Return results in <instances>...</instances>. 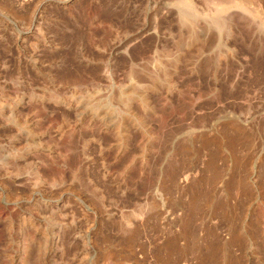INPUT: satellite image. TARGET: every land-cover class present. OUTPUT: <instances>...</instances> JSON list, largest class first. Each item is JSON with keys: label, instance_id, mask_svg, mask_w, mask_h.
Returning <instances> with one entry per match:
<instances>
[{"label": "rangeland", "instance_id": "374dc122", "mask_svg": "<svg viewBox=\"0 0 264 264\" xmlns=\"http://www.w3.org/2000/svg\"><path fill=\"white\" fill-rule=\"evenodd\" d=\"M231 1L0 0V264H264V0ZM127 89L122 133L84 104Z\"/></svg>", "mask_w": 264, "mask_h": 264}, {"label": "bare ground", "instance_id": "6f19581e", "mask_svg": "<svg viewBox=\"0 0 264 264\" xmlns=\"http://www.w3.org/2000/svg\"><path fill=\"white\" fill-rule=\"evenodd\" d=\"M235 5H237V4H235ZM140 88L138 87V89H140ZM128 90L129 89L120 93V95H119V97H120V100H119L120 104L119 105L120 106L117 104L114 105L113 101H111V99H108L107 97H105V98L99 97L98 92L97 93H95V92L94 93H88L87 95H85L87 97V99H85V100L82 99V101L83 100L86 101V102L83 101L84 104L88 105L86 107H88V109H90L91 112L94 113L95 117L98 116L99 118H102V120H104L106 122V125L113 126L117 129V131L122 133V130L124 128V124L127 121H135L136 122L138 120V117H137L135 111L130 106L131 98L139 95V97H141L143 102H145V98H146L145 94L143 93L142 90H139L140 91L139 94H137V91H135L133 89H130L129 92H128ZM118 99L119 98H117V100ZM81 104H82V102H81ZM87 113H89V112H87ZM211 160H213V159H211Z\"/></svg>", "mask_w": 264, "mask_h": 264}, {"label": "built area", "instance_id": "2783aa9c", "mask_svg": "<svg viewBox=\"0 0 264 264\" xmlns=\"http://www.w3.org/2000/svg\"><path fill=\"white\" fill-rule=\"evenodd\" d=\"M75 107H77L79 110L77 111V113H79V112H81L82 113V115L84 114V113H87L86 111H83V109H82V106L80 105V106H75ZM80 117V116H79Z\"/></svg>", "mask_w": 264, "mask_h": 264}]
</instances>
